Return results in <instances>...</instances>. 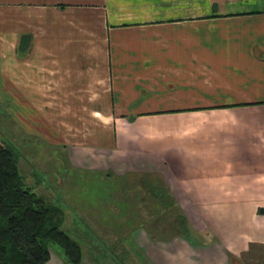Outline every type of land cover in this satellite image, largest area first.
<instances>
[{
    "label": "crops",
    "instance_id": "crops-1",
    "mask_svg": "<svg viewBox=\"0 0 264 264\" xmlns=\"http://www.w3.org/2000/svg\"><path fill=\"white\" fill-rule=\"evenodd\" d=\"M0 105L72 172L81 264H264V0H0Z\"/></svg>",
    "mask_w": 264,
    "mask_h": 264
},
{
    "label": "trees",
    "instance_id": "trees-1",
    "mask_svg": "<svg viewBox=\"0 0 264 264\" xmlns=\"http://www.w3.org/2000/svg\"><path fill=\"white\" fill-rule=\"evenodd\" d=\"M62 221L57 206L26 186L14 152L0 139V264H46L52 245L60 248L65 264H81V246L61 229ZM178 223H170L171 232L182 226Z\"/></svg>",
    "mask_w": 264,
    "mask_h": 264
},
{
    "label": "rangeland",
    "instance_id": "rangeland-1",
    "mask_svg": "<svg viewBox=\"0 0 264 264\" xmlns=\"http://www.w3.org/2000/svg\"><path fill=\"white\" fill-rule=\"evenodd\" d=\"M3 112V109L0 105V113ZM4 113V112H3ZM5 114V113H4ZM7 118L9 114H5ZM4 118L0 115V139L6 141L10 147V149L14 152L15 157L18 161V167L20 170L21 175L24 178L25 184L28 187H31L35 193L44 198V200L52 205H57V208L60 210L62 215V226L61 229L64 230L67 234H69L74 240H76L79 245L81 246L82 252L83 248L85 247L83 241H85V234L89 233L87 226L83 223L82 218V211L79 208L74 207L77 203L68 204L65 202L66 193L64 190V186H66V176L67 174L70 178L72 176V172L70 173L69 168L66 167V161H60L58 158L60 156L53 155L54 152L51 150V146L42 144L40 142L35 141L33 136L30 135V139H27L28 136L23 135L22 133L18 132V129L9 122H4ZM64 175L65 178L61 179L59 176ZM56 178L58 181H64V186H61L60 183H57ZM68 178V179H69ZM71 181L74 185L77 184L76 187L72 189V192L76 195L81 197L82 193L81 190L87 187H95L98 188L99 186H108L111 187L112 190L116 191L122 185V183H118L117 180L112 179L111 181H106L103 183L99 176L97 175H89L86 177L84 174H76ZM127 187V185H124ZM123 187V189H125ZM78 189V190H77ZM130 196L132 194H129ZM108 200L115 204L113 206L112 203H108V209H102L103 213L112 214L113 213H121L125 214L130 212L128 208L124 207L126 205H122L117 201L115 198L113 199L110 193H107ZM114 197V196H113ZM132 197V196H131ZM127 205L131 202L132 198L130 199H123V203L125 201ZM115 201V202H114ZM61 207H64L62 209ZM133 210V209H132ZM154 209L152 210V217L154 216V220H156V224H164L165 226H169L171 219L175 217L176 214L174 212L167 211L165 212L166 215L171 216L167 219H161L162 213ZM68 215H67V213ZM85 213V211H83ZM138 215L141 213L143 217L147 214L145 213L146 210L138 209ZM151 210H147L148 215H150ZM170 212V213H169ZM111 216L107 217L106 220H114L110 218ZM158 218V219H157ZM66 221V223L64 222ZM89 221H95L93 217L88 218ZM64 222V223H63ZM96 222V221H95ZM109 225L101 224L99 229L98 226L95 228L98 230V233L102 231V229L106 228L109 229L110 233H113V229L116 227L112 225V223H108ZM64 225V226H63ZM119 227H117L118 229ZM95 230V231H96ZM91 231V235L97 234L96 232ZM86 232V233H85ZM52 249L56 252H60L61 250L58 246L52 245ZM86 250V249H85ZM83 255V254H82Z\"/></svg>",
    "mask_w": 264,
    "mask_h": 264
}]
</instances>
